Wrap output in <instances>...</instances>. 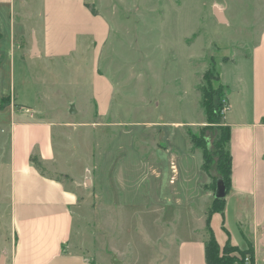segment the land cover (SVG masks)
Returning a JSON list of instances; mask_svg holds the SVG:
<instances>
[{
	"label": "rangeland",
	"instance_id": "1",
	"mask_svg": "<svg viewBox=\"0 0 264 264\" xmlns=\"http://www.w3.org/2000/svg\"><path fill=\"white\" fill-rule=\"evenodd\" d=\"M7 1L0 0V118L21 104L31 110L28 119L53 124L56 162L42 172L80 196L72 250L89 264H174L175 245L191 226L200 229L196 239L208 238L201 213L194 220L184 209L132 202L150 193L158 204L159 193L172 192L177 170H192L200 180L202 149L190 155L188 135L199 141L206 126L204 99L215 95L222 118L236 89L251 86L255 66L263 78L264 0ZM78 8L87 30L69 52L40 44L48 18L76 11L83 29ZM221 126L205 137L219 136ZM9 137V127H0V148ZM139 160L152 164L150 175ZM122 166L128 170L117 175ZM211 173L217 175L214 167ZM10 179L3 166L0 243L7 246L15 239ZM116 183L119 205L111 200ZM226 255L241 256L230 249Z\"/></svg>",
	"mask_w": 264,
	"mask_h": 264
},
{
	"label": "crops",
	"instance_id": "2",
	"mask_svg": "<svg viewBox=\"0 0 264 264\" xmlns=\"http://www.w3.org/2000/svg\"><path fill=\"white\" fill-rule=\"evenodd\" d=\"M7 2L12 4V0ZM76 10L80 14L84 11L83 29L79 28L82 20L73 14L76 11L64 14L59 19L48 18L40 44L44 41V47H59L57 53L61 55L69 52L68 49L75 45L81 31L87 30L85 10ZM47 12L52 14L57 11L47 9ZM15 31L14 24H11L10 36ZM60 32L66 35L62 36ZM10 44L13 51L15 42ZM256 69L255 66L251 73V86L236 89L239 95L236 100L231 102L226 96L224 125L230 129L228 149L232 156L231 187L224 199L223 213L212 215L210 227L222 248L227 243L239 249L252 246L254 264H264V70L261 71L263 78L260 79ZM19 107L17 111L10 110L11 113L6 109L3 113L5 116L6 112L8 118H0V127L8 126L10 132L7 146L5 142L0 148V170L3 166L10 170V219L15 238L10 246L0 243V264H89L84 255L71 248L76 217L79 216L80 196L69 191L60 180L42 172L56 162L53 124L30 120L27 117L31 110L21 104ZM188 152L197 156L190 150ZM139 161L144 174L150 175L152 164ZM201 164L202 159L199 170H195L197 173L201 171L199 181L196 182L197 174L193 175L192 170H177V183L172 186V192L166 195L159 193L158 204L151 203L148 193L146 200L143 198L141 204L133 201V205H153L164 212L172 207L184 209L190 211L193 218L198 215V211L201 213L199 220L204 222L202 229L208 231L206 219L215 193L203 189L210 180L201 170ZM123 166L117 169V175L125 167L128 170L127 166ZM115 186L118 190L111 200L119 205L120 189L117 183ZM102 190L106 193V188ZM123 205L129 206V203ZM199 231V228L191 226L186 232L187 236L175 245L174 264H206L205 245L209 235L207 239L202 237L199 241L196 239Z\"/></svg>",
	"mask_w": 264,
	"mask_h": 264
},
{
	"label": "trees",
	"instance_id": "3",
	"mask_svg": "<svg viewBox=\"0 0 264 264\" xmlns=\"http://www.w3.org/2000/svg\"><path fill=\"white\" fill-rule=\"evenodd\" d=\"M216 78L219 79L220 77L217 76ZM219 89L224 90L223 86L219 87ZM213 100H215V95ZM213 100L209 102L206 98L203 102V105L206 109L207 122L206 126H203L200 130V135L198 137V140L203 144H199V141L195 140L196 136H188L191 142L192 154H194L197 149H202V164L200 168L207 174L210 180V183L204 185L203 189L215 193L217 182L218 180L222 179L224 180L228 195L231 187L232 175V156L228 149V144L230 141V129L224 125V116H222V118L221 116L219 117L218 107L221 111V109L223 110L224 106L220 104L218 107H213ZM221 122V134L219 136H213L212 139L209 138V136L205 137L206 131H210L212 128H214V125L221 124ZM208 143H210L213 147L212 153L208 150ZM212 167L215 168L217 175H213L211 173ZM224 205V199H214L207 214L206 227L209 233V239L205 245L206 264H245L246 258H249L251 263L254 264V250L252 246H249V248L243 252L239 251V248L231 246L229 243H227L222 248L214 236L210 227L211 218L214 213H223ZM228 247L230 251L241 254V256H227L226 250H229Z\"/></svg>",
	"mask_w": 264,
	"mask_h": 264
},
{
	"label": "water",
	"instance_id": "4",
	"mask_svg": "<svg viewBox=\"0 0 264 264\" xmlns=\"http://www.w3.org/2000/svg\"><path fill=\"white\" fill-rule=\"evenodd\" d=\"M219 18L222 20L221 16ZM227 196V189L224 180L220 179L217 182V188L215 191V199H225ZM114 264H120L119 262H114Z\"/></svg>",
	"mask_w": 264,
	"mask_h": 264
},
{
	"label": "built area",
	"instance_id": "5",
	"mask_svg": "<svg viewBox=\"0 0 264 264\" xmlns=\"http://www.w3.org/2000/svg\"><path fill=\"white\" fill-rule=\"evenodd\" d=\"M226 108H227V107H226ZM171 168H172V172H174V169H175V168L173 167V165H172ZM245 264H252L251 261L249 260V258L246 259V263H245Z\"/></svg>",
	"mask_w": 264,
	"mask_h": 264
}]
</instances>
